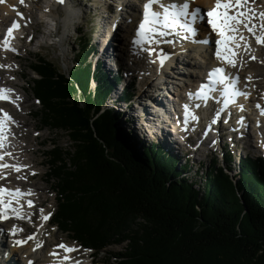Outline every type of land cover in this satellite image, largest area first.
Returning a JSON list of instances; mask_svg holds the SVG:
<instances>
[{
    "label": "trees",
    "instance_id": "1",
    "mask_svg": "<svg viewBox=\"0 0 264 264\" xmlns=\"http://www.w3.org/2000/svg\"><path fill=\"white\" fill-rule=\"evenodd\" d=\"M82 33L69 72L42 56L31 65L34 115L73 141L45 152L58 229L95 256L126 243L107 264H264V159L240 157L233 175L232 152L215 156L190 181L188 161L142 143L106 107L114 89L128 100L135 85L121 89L122 73L91 60L97 47Z\"/></svg>",
    "mask_w": 264,
    "mask_h": 264
},
{
    "label": "bare ground",
    "instance_id": "2",
    "mask_svg": "<svg viewBox=\"0 0 264 264\" xmlns=\"http://www.w3.org/2000/svg\"><path fill=\"white\" fill-rule=\"evenodd\" d=\"M28 1H30L32 3H37L38 0H28ZM128 1L129 0H127V1L125 0L122 2V4H120V7H122V6L124 7L121 11H120V8L116 9V7L119 6V4L113 3V2H116V0H95V2H94L95 3L94 4L95 5L94 11L99 12V17L97 20L98 31H99L100 25H102V26L105 25V32L103 30L102 31L103 32L102 37L99 38L101 41V47H102V51H101L100 55L104 56L106 61L109 60L110 62H112V60H114L115 62H113V63H116V65H118V67H122V66L124 67V65H122L121 61H123V60L126 61L128 56H130V55H126V52L130 53V48L126 44L129 42V40H128V38L125 34L126 32L124 30L125 26H126L124 19L127 15H131L133 18H135L136 10L134 8L131 9L130 6L125 7V5L127 4ZM132 1L134 2V5H135V2H137V0H132ZM0 2H2V0H0ZM74 2L76 3V6L79 7V9H81V7L77 3V2H79V0H75ZM256 2H257L256 0H248V3L245 6L244 10L254 9L256 11L257 17H259L258 16L259 13L264 12V10L262 11V8L258 9L257 8L258 5L255 4ZM23 3H26V0H23V2H21V0H5L4 3H0V24H5L8 21L7 19H4L5 14L8 15L9 21H13L11 19L16 18L14 13L21 12L20 7L23 5ZM111 3H113V4H111ZM214 3H215V0H193L194 6H201V7H204L205 9L210 8ZM94 5H92V6H94ZM49 6L50 5L48 4L44 8H43V6L40 7V12L42 14L41 20H39V21H33L32 20L29 23V29L28 28L22 29L25 32L28 30V33H30L29 34L30 38L33 37L34 39H37V40L38 39L39 40L40 39L41 40H48V39L50 40L51 37L49 34H46L47 33L46 31L43 32L44 34L42 35V37L36 38V33L38 31V27L40 26V23H42V22L45 23L47 21V18H49V19L52 18V20L57 22V24L58 23H61V24L65 23L66 24V22H72L77 17L82 16V14H80V12H78V10H75V9H74V11L68 10L63 5H61V3L54 5L51 8H48ZM74 7H75V5H74ZM31 10L29 11V13L33 12V10L32 11ZM81 11L83 14L86 12L84 10H81ZM63 13H65V15ZM1 14H2V17H1ZM24 16L26 18L25 13H24ZM257 17L252 22H256ZM20 23L22 24L23 22L20 21ZM251 24L252 23H250V25ZM74 25H75V23H74ZM18 31H17V33H20V30H18ZM2 32H4V31L2 30ZM122 32H124L125 35L124 34L122 35ZM120 33H121L122 37H121ZM259 33L261 34V30ZM240 35H242L244 37V43H239L241 45V47L236 49V52L238 53L236 60L239 61L240 65L242 67L241 71H243V75H244L243 78L245 80L248 79L251 82V87L254 91V96L257 98L256 101H260L263 104V108H264V91H263V93H260V90H259L260 88H264V86H261V84H263L264 81H258L257 80V77L259 75L264 76V70L262 69V66H261L263 64H261L260 66L257 64V61H258L257 54H260L261 52H260V49L257 48L258 44H257L255 36L253 34L249 33L248 31H245L244 33H242ZM255 35H257V33H255ZM68 37H69V35L66 32H63L61 40L64 41ZM251 40L255 41L253 43V45H255V44L257 45L255 48L257 50V52H255V50H253L251 48V46H250ZM23 43L28 44L27 42H23ZM55 43H57V42H55ZM59 44H61V42H59ZM245 44H247V47H245ZM121 45H123V48L120 49ZM14 49L16 50V48H14ZM166 52L168 53L169 58L165 62V65H163V68L167 72V78L165 79V83H163L159 87L149 77L145 78V80H143V83H142V84H144L143 87H145V85H146L145 89H147L149 92H153V94H154L153 97L157 98L158 92L160 93L161 98H162V96H165V101H164L165 104L161 100L158 103V105H156L155 110H150V109H153L149 106L151 103H149V104L145 103V105L142 106V111L136 113L137 117H136V121H135V126H136L135 128L136 129L138 128L139 133L140 132L145 133L147 135V137L159 136L166 143H168L172 148H176V141H177V144H179V146H180V144H183L184 140L178 141V139L176 138L175 135H174L175 138L172 137V132L174 133L175 131L171 130V132H170V129H168V121H170L171 115L169 113H167V117L163 119V117H161V113L165 109H168V111H170V113H171V111H172V105L171 104L175 103V100L177 101V97L180 96V89H182V87H189V86H191L194 83L199 81L200 76H202L203 69L206 68V65H205L206 62L204 60H202L200 57L202 52L199 51V54H197L198 51H196L197 53H195V56L192 58L191 61H189V63H191L194 66V68L193 69H188V68L186 69L185 68V70L181 71L180 69H182L186 64H188V63L183 62L184 61L183 55L180 56V54H182V53L178 52V48L172 49V50H166ZM8 53L9 52L0 51V56H2V57L6 56ZM190 55H191V53L189 54V56ZM210 56H208L206 54L204 55L205 59L210 60V64H211L210 66H213L214 63H212V61H214V59L212 56L211 57ZM253 57H255V58L253 59ZM19 58H20V55L15 54L10 61V63H17L16 66H13V65L10 66L8 63H3L2 60L0 59V65L4 66V70L0 71V79L3 80V83H0V88L13 89L14 91L10 94V96L13 97L12 102H18V107L20 109H23L25 104L28 102L29 99L27 96H24V94H22V92L20 91L21 87L20 88L16 87L19 85L17 78L18 77H24V75H25L22 68L20 67V60H18ZM155 58L156 59H154L152 62L153 64L157 63L158 56H155ZM138 59L142 60V57L139 56ZM169 59H173L176 61L175 66L170 67ZM130 62H131V66L134 67L133 72L138 71L139 68L142 66V62H140V61H131L130 60ZM263 62L264 61L262 60L261 63H263ZM145 63L148 64V59L145 61ZM170 72H172L171 77H170V74H171ZM173 73H175V74H173ZM3 75H5L6 77L4 78ZM13 76H14V78H11ZM142 78L143 77H141V79ZM160 78H162V76H160ZM175 79H178L181 83L178 84L177 82H175ZM22 89H24V88H22ZM163 91H167L168 94L165 93L163 95ZM140 93H142V90L140 91ZM17 96L20 97L19 100L16 99ZM139 97H142V94ZM6 105H8V104L0 103V108H4V106H6ZM138 106H139V103H137L134 106V109H137ZM148 106L150 107V109L147 108ZM13 112H14V116H15V121L17 122V125H18V127L16 126V128H18V130L19 129L21 130V128H24V126L25 127H28V126L32 127V124H30L28 122V117H27V115L31 116L32 113H27L25 116H23L24 117L23 119H20L19 111L14 110V108H13ZM257 112H260V110ZM261 116H262L261 117L262 123L258 124L255 127L253 126V128H255V131L259 130V133L261 132V129H264V115H261ZM242 130H243V128H242ZM170 134H171V136H170ZM236 134L237 135L232 137V141H231V142H236V144L242 143L243 139L248 137V133L246 134V130L245 131H238ZM261 135H264V134H262V132H261ZM30 138L31 137H30V133L28 132V130H26L23 137L21 135L18 137L19 140L23 141L22 142L23 144L19 145V143L17 142L18 144H16V146L11 147L9 152H12V155H14V156L8 162L11 165L19 166L20 170L16 171V173L18 175L21 174V175L25 176L28 182H30L31 180L36 179V178L38 180L40 179L44 182H47L46 172H44V173L43 172H35L34 174L28 173V171L30 169H35L38 166H42L43 164H45L44 160L35 159V156H37L38 154L42 155L43 152L39 148H37L36 150H31V147L33 146L31 143H33L34 140L32 141V139H30ZM210 138H211V135H209V139ZM249 138H250V134H249ZM209 142H211V141L206 140L204 142V144L202 143L200 145L206 146V145H208ZM35 143H36V141H35ZM220 143H221V141H220ZM233 144H235V143H233ZM37 145L41 146V142H38ZM219 145L220 144H218V146ZM17 146H19V147H17ZM177 148H178V146H177ZM191 148H190V150H193L195 158H198L196 155H198V154L201 155L199 146H196L194 148L191 146ZM213 149H215V148H213ZM215 151L222 154L221 156H225V152L223 153L221 151V149H215ZM20 155H23V156H20ZM7 156H9V154H7ZM23 158H25L27 163L23 162V160H24ZM202 158L204 159V156H202ZM14 171L15 170L13 168H11V170L9 172H0V184H5V182H8L11 186H13V189L29 188L31 190V192L34 193V195H30V196H33V198H36V200H34V202L36 203L34 206L38 205V206L42 207L47 202H49V197L40 198V200H38L37 195H39V193H37V192H39L41 190L44 193H49V192H51V190L53 188L52 186H47L46 184L45 185L39 184L37 182H35L31 186H27L23 183H11L10 180L13 177ZM28 192L29 191H27V193ZM0 211H1V208H0ZM43 216H46V213H42V217ZM37 219H39V216L37 214V211H35L33 220H37ZM12 222L14 223L13 225H12ZM16 224L25 225L26 220L20 221L18 218H14L13 220H5V219L0 220V264H29V261H31L32 264H42V263L48 264L49 262H59V261L63 262L62 259H64L63 258L64 256H69L71 258L69 262L72 264H90L92 262V259H91L92 255L90 253H88V251L84 252L83 258H82L81 257L82 255H80V252L82 253V251L77 249V247L70 246V245H67V246L75 248L76 251L69 253V252H65L63 249H59L57 247V248H54L51 251H49L50 253H52V252L57 253L58 255H56V256L50 255V253L46 254V255L39 254L41 246H43L42 252L46 249V244H45L46 240L45 241L43 240L44 229L46 228V226H40L37 230H35L34 233L32 232V235H33L32 237H34V238L29 239L28 237L31 236V233H29L26 237L27 230L25 229L24 232L21 231ZM49 224L51 225V223H49ZM13 230H15V231L13 232ZM4 238L9 239V242L7 245L11 248L10 249L11 253L12 252H18V255L20 257L19 263H16L14 261L12 263L11 258L6 259L5 254H4L5 249H4V246L2 244V239H4ZM17 240L23 241V243L22 244H16L15 241H17ZM43 241H44V243H42ZM78 255H80V256L78 257ZM90 260H91V262H90ZM94 262H95V259H94ZM63 263H65V262H63Z\"/></svg>",
    "mask_w": 264,
    "mask_h": 264
},
{
    "label": "rangeland",
    "instance_id": "3",
    "mask_svg": "<svg viewBox=\"0 0 264 264\" xmlns=\"http://www.w3.org/2000/svg\"><path fill=\"white\" fill-rule=\"evenodd\" d=\"M44 1L45 0H38L37 3L29 2L28 5L26 6L28 9V15L26 14V12H25V14H26V18L28 17L27 18L28 20L27 21L25 20L24 22H27L28 26L32 20L33 21L41 20L42 14L40 12V7L44 3ZM256 1L257 2L255 4L258 5L257 8L258 9L262 8V11H263L264 10V0H256ZM115 3L120 4L119 1H116ZM92 5H94V2L91 0H88V1H84L81 3V6H80L81 9H79V7L76 6L75 10H78V11L84 10L86 12L84 14L82 13L81 19L76 18L74 20V21L78 22L77 25L76 24L73 25L72 22H67L66 24L60 23L61 28H60L59 36L55 35L54 37H51L50 40L49 39L48 40L34 39V42L29 44V39H30L29 34L30 33H27L28 35L26 36V39L23 42H27L28 44H25L23 42H21L20 44L18 43L19 46L20 45L22 46L20 48V50L17 51L18 54L20 55V58L18 60H20V67L22 68L25 75H24V77H18L17 78L18 82H19V85H18L19 87L18 86H16V87L17 88L21 87L20 91L22 92V94H24V96H27L29 100L25 104L23 109H20L16 103L13 104V106L16 108H14V107L13 108H14V110L19 111L20 119H23L24 118L23 116H25L27 113L31 112L32 115L31 116L27 115V117H28V122L30 124H32L33 128L31 126H28V127L24 126V128H21V130L20 129L18 130L19 134H15V137H17L18 135H21L23 137L26 130H28V132L30 133V137H31L30 139H32V141L34 140V142L31 143L33 145L31 147V150H36L37 148H39L43 152L42 155L38 154L37 156H35V159L45 161V164H43L42 166H38L35 169H30V170H33V171L29 170L30 174H33L35 172H43V173L46 172L47 182H44L40 179L38 180L37 178L28 182L27 179L19 177V178H17V180H15L14 183H23L27 186H31L32 184L37 182L39 184H43V185L46 184L47 186L53 187L51 192H49V193H44L41 190L39 192H37V193H39V195H37L38 200H40V198L49 197V202H47L42 207L36 205L35 211H37L39 219L31 221V222L26 221V224L23 225V226H26V230H27L26 237L29 234V232H31V234H32V232H35V230H37L40 226H46V228L44 229V234H43V240L44 241L46 240V242H45L46 249L42 252L43 246H41L40 251H39V254H42V255L49 254L50 253L49 251H51L54 248H57V246H55L56 244L59 245L61 243H65L66 245L77 247V249H79V247H78L79 244L77 242H75L74 240H72V238L70 237L69 234L63 233L58 228H56V226H53L50 224L48 225L50 220H52L54 218L56 210H57V199H56L57 193H56V188H55L56 182L54 180L50 179V177L48 176V173H49L48 164H47L48 159L45 155V152L48 150V147L50 146V144L52 142L59 144L63 148L72 149V147H73L72 142L73 141L70 140V137L65 132L52 131L49 128H43L41 125L40 119L37 116H33V113L39 112L41 110L42 105L37 102V99H36L37 97L34 95L32 89H31V86H30V84L33 82V79L35 77H37V75L32 72L31 65L33 64L34 60L38 56L47 57L49 60H51L55 64L61 65L62 70L67 73L72 67V62L74 60V55H75L74 50L78 49L77 44H75V37H77L79 35V31H82L83 33H85L86 34L85 36L87 38H90L94 44H99V46H98L99 53L97 54L96 57L92 56L91 60H93V61L96 59L105 60V57L100 55L101 51H102V47H101V41L99 39L102 37V33H103L102 31L104 30V32H105V25L104 26L100 25V28L98 31V28L96 25L98 15L93 13L95 6H92ZM31 9L33 10V12L29 13V11ZM89 10H90V13H89ZM63 14L65 15V13H63ZM93 16L95 17L94 19H93ZM263 24H264V20H263ZM49 27L50 26H48L46 22L40 23V26L38 27V31L36 33V38L42 37V35L44 34L43 32L47 31L49 29ZM27 28L29 29V27H27ZM63 32H66L69 35V37L67 39H65L64 41L61 40ZM83 33H82V35H83ZM123 34H124V32H122V35ZM120 35H121V33H120ZM122 35H121V37H122ZM257 35H261V34L257 33ZM58 41L61 42V44H59ZM55 42H57V43H55ZM39 44H42V46H43L41 49H38ZM121 48H123V45L120 46V49ZM255 48H256V46H255ZM257 48L260 49V52H261L260 54H257V59H258L257 64L259 66L261 64H263L261 66H262V69L264 70V62L261 63L262 60L264 61V45L262 47L258 46ZM17 52L14 51L12 53H8L6 56H3V57L0 56V59L3 61L4 60L11 61L12 57ZM129 54H130L129 52H126V55H129ZM194 56H195V54H191L190 56H189V54L183 55V58H184L183 62L188 63V64H186L182 69H180L181 71L185 70V68L186 69L187 68L188 69L194 68V66L191 63H189V61H191ZM124 61L125 60L121 61L122 65H124V67H125L124 69H121L122 72H118V65H116V63H113V62H115L114 60H112V62L107 60L106 61L107 67L105 69L106 70L110 69L114 73H122L123 78L127 76L125 82L123 81V85L120 86L121 88L124 87L125 84H130V83H134V82L136 83V81H137V84H139L138 83L139 79H136L137 77L135 76V75H137V72H133L134 67L131 66L129 56H128L127 60L125 62ZM8 64L10 66H12V65L16 66L17 65V63H8ZM125 72H127L126 76H125ZM170 73H171L170 74V77H171L172 72H170ZM173 74H175V73H173ZM3 76H4V78L6 77L5 75H3ZM11 78H14V76ZM257 80L258 81H264V76L259 75L257 77ZM152 81L157 82L158 78H154V79L152 78ZM175 82H177L178 84L181 83L178 79H175ZM139 85H140V89L143 91H142V93H140L141 90H139V89L137 90L138 91V93H137L138 98H137V96L133 98L134 104L131 105V107L130 106L127 107V105L124 103L120 106L118 105V103H115V102L108 103L110 98L115 99L116 96L118 95L119 92L115 93V91H113L111 93L109 99L107 100L106 107L109 109H114L115 112H117V114H122V115L124 114V116L122 117V121L125 122L124 126L127 129H128V127H131L135 131V133L139 139H143L144 141H151V137H147V135L145 133H141V132L139 133V131L137 130L138 128L137 129L135 128L136 127L135 126V121H136L135 116H136L137 112L134 111L135 110L134 105L136 104L137 99H138V102L142 103V105H145V103H149V101H150V98L146 97V94L149 93L148 90L145 89L146 85H145V87H143L144 85L142 84V82H140ZM158 86H161V85H158ZM261 86H264V83L261 84ZM91 87L94 88L95 83H92ZM22 88H24V89H22ZM259 90H260V93H263L264 88H260ZM165 93H167V91H163V95ZM141 94H142V97H140L141 98L140 99L139 96ZM157 96H158V98L160 97L159 92L157 93ZM162 97L164 99L165 96H162ZM173 104H172V107H173ZM170 132H171V130H170ZM261 132H262V134H264V129H263V131L261 129ZM261 132H260V134H261ZM250 134L252 135V139L249 137H246L245 139H243V142L240 144H236V142H231L232 147L229 150L233 151V153L235 154V157H236V161H237V163H234L233 165L238 164L239 157H241V156L245 157L246 155H250L254 158L264 156V153L261 152V149L264 150V148L261 147V143L259 142L261 140V137L260 136L259 137L257 136V138L254 137L252 131H250ZM174 135L175 134L172 132V137H174ZM170 136H171V134H170ZM263 137H264V135H263ZM35 141H36V143H35ZM17 142L19 143V145L23 144L22 140H18ZM38 142H41V146L37 145ZM221 143L218 146L217 143L209 142L208 145L202 147L201 149H203L204 151H209V153H211L212 150L215 151V149H221V151L224 153L225 151H224V148H223ZM233 143H235V144H233ZM177 146H178V148H177ZM196 146H198V145H196ZM166 147H167V150L173 151L178 157H181V163L182 164H185L186 161H188L190 163L192 170L189 173L187 172V176H189L190 181H192V180H198L199 182L202 181V174L200 173V176H199V175H197V173H199L200 171L203 173L205 167L210 164V162H211L210 160L215 155L214 153L210 154L206 158L205 163L200 164L199 160H197L195 158H194V160L187 159L185 156V154L187 152V147L182 146V144H180V146H179V144H177V141H176V148H172L168 143H166ZM213 148H215V149H213ZM23 155H20V156H23ZM218 155L220 157H224V156H221L222 154H220V153H218ZM196 156L199 159L202 158V155H200V154H198ZM23 159L25 160V158H23ZM24 160H23V162H26V160L25 161ZM219 164H220V162H219ZM233 170H234L233 175L238 173L237 168H234V166H233ZM29 171H28V173H29ZM12 178L13 179L16 178L14 174H13ZM24 180H26V181H24ZM41 209L43 210V212H41ZM42 213H46V215H48L50 213L51 215L48 216L47 220H44V219H42ZM13 224L14 223H12V225ZM23 230H25L24 227L21 231H23ZM2 240L6 243V247L9 248V246L7 245L9 242V239L7 240V238H4ZM44 241L42 243H44ZM62 241H67L68 243L62 242ZM70 243H72V244H70ZM125 248H126V243H124L123 245H116V246L110 247L107 251H103L101 254L96 255V256L92 255L91 250H88V253H91V255L94 257L96 264H107L109 262V259H110L112 253L122 252L125 250ZM81 250H84V249H81ZM84 252L85 251H82V253L80 252V255H82L81 256L82 258H83ZM10 255H11L10 258L12 259V261H14L16 263L20 262L19 261L20 257L18 255V252H12V253L10 252ZM80 255H78V257ZM112 260H115V259L112 258ZM90 262H91V260H90ZM110 262H111V260H110Z\"/></svg>",
    "mask_w": 264,
    "mask_h": 264
},
{
    "label": "snow or ice",
    "instance_id": "4",
    "mask_svg": "<svg viewBox=\"0 0 264 264\" xmlns=\"http://www.w3.org/2000/svg\"><path fill=\"white\" fill-rule=\"evenodd\" d=\"M23 2V0H21ZM63 2V0H60ZM156 3V0H147L143 5V19L139 24V27L136 31L137 39L134 41L136 44L141 43H152V37L150 34L159 32L160 35H164L165 33L157 28V25L162 26L163 28L175 27L177 24L180 25L185 31L189 34L195 36L197 29L193 26L194 22L199 18L200 9H195L189 11V2L188 0H183L180 4H171L169 6H162L163 12L154 11L153 4ZM248 0H215V6L207 11V24L211 26L212 30L220 37V39L216 40V57L222 61L227 62L235 66V58H236V48H239L241 45L237 42L238 40H243L244 37L242 35H238L240 32V26L242 25L244 29H246L249 33L255 36L256 42L258 44H264V24L260 25L261 35H255L256 25L251 24L250 21L255 18V10L247 9L245 11H241L242 8H245ZM17 15H21L17 13ZM259 16L261 20H264V12H260ZM180 17H189L190 21L187 23H182ZM19 28V24L14 22L10 27L7 28V35L5 36L2 46L6 50L15 51L14 48L11 47L10 40L13 37V31ZM206 42V41H202ZM234 46V47H233ZM247 47V44H245ZM149 55H152L155 51L154 49H145ZM255 57H253L254 59ZM161 65H163L164 60L167 59L166 56H158ZM210 79L217 78L220 83H223L226 79L223 68L213 69L210 74ZM239 78H236L232 81L231 86L225 87V95H237L239 94L235 91V84L238 83ZM13 89L8 88H0V100L10 101V94L13 92ZM204 88H201V93H203ZM17 100L20 99L19 96L16 97ZM259 107V105H257ZM187 109V106H185ZM0 113H3L2 118H0V137H3L4 133L7 130V123L12 120V117L5 112L3 109H0ZM261 114L264 115V109H261ZM215 122V121H213ZM2 147V144H0ZM2 159V157H0ZM2 167H9V165H0ZM15 171H19L20 167L12 165L11 166ZM34 174V173H33ZM22 195H31V193H22L19 189H7L4 187H0V206H2V211H0V220L7 218V210L11 206V201L5 202L3 197L8 196L12 199L18 200ZM28 205L31 207L33 205L32 200L27 201ZM14 213H17L18 218H23L19 216L16 209H12ZM41 212L43 210L41 209ZM49 213L46 216H43L42 219L47 220ZM15 230H13L14 232ZM29 239H33L34 237L29 236ZM16 244H22L23 241L17 240ZM58 248L63 249L65 252H73L76 251L75 248L69 247L64 243L57 245ZM50 255L56 256L58 255L55 252L50 253ZM69 256H65L64 260H70ZM29 264H32L29 261Z\"/></svg>",
    "mask_w": 264,
    "mask_h": 264
}]
</instances>
